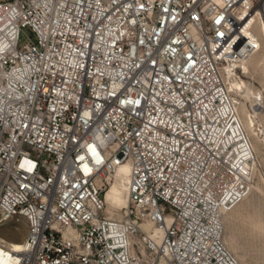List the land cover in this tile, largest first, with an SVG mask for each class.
Returning <instances> with one entry per match:
<instances>
[{
    "label": "built area",
    "instance_id": "1",
    "mask_svg": "<svg viewBox=\"0 0 264 264\" xmlns=\"http://www.w3.org/2000/svg\"><path fill=\"white\" fill-rule=\"evenodd\" d=\"M258 12L264 0H0V229L26 228L0 264H239L223 216L264 165L224 73L262 50ZM123 165L114 219L104 195Z\"/></svg>",
    "mask_w": 264,
    "mask_h": 264
},
{
    "label": "rangeland",
    "instance_id": "2",
    "mask_svg": "<svg viewBox=\"0 0 264 264\" xmlns=\"http://www.w3.org/2000/svg\"><path fill=\"white\" fill-rule=\"evenodd\" d=\"M253 30L260 36L256 27H254ZM262 53L263 48L252 57L249 62L247 61V70H244L240 65L241 69H243L246 74L235 75L232 73V80L237 82L249 81L253 89L262 86L264 83V76L260 74L259 70H256L254 66V60L258 59ZM226 84L228 86L227 81ZM231 95L241 120L240 104L242 102L245 103V101L236 93H231ZM246 106L249 108V103H245L244 107ZM248 138L253 146V139L249 136ZM260 150L261 153H264L263 146L260 147ZM254 184L257 185L260 193H250L239 205L224 215L222 220L223 242L239 264H264V182L256 178ZM123 214L124 209L106 210V215L114 219H121ZM25 232L26 228L23 225L19 227V230H15L12 227H4L0 229V237L10 243L18 244L24 238Z\"/></svg>",
    "mask_w": 264,
    "mask_h": 264
},
{
    "label": "bare ground",
    "instance_id": "3",
    "mask_svg": "<svg viewBox=\"0 0 264 264\" xmlns=\"http://www.w3.org/2000/svg\"><path fill=\"white\" fill-rule=\"evenodd\" d=\"M254 22L252 28L256 27L258 34L260 35V40L262 43L263 53L258 59L254 60V66L256 70H259L260 74L264 76V15L262 12H258L256 16L252 17ZM249 62V61H248ZM244 70L247 68V62H243L240 64ZM226 76V78H225ZM224 78L228 83V88L230 93H236L241 97L245 103H249V108L244 107V102H242L240 111H241V120L244 125V129L247 132L248 136L253 139V149L258 157V160L261 165H264V153H261L260 147H264V110L259 111L255 107H252V96L254 94V90L252 86L248 82L242 81H235L232 80V73L227 70L225 73ZM264 82V81H263ZM262 83V81H261ZM264 85V83H263ZM251 106V107H250ZM260 157V158H259ZM260 172V171H259ZM127 175H128V168L126 165L120 166L117 169L114 177L111 179L108 188L104 195V200L106 204V210L115 209L121 210L127 207L128 204V193H127ZM260 181L264 182V177L261 175L259 176ZM252 193H260L257 185L253 184ZM246 199V198H245ZM230 212V211H228ZM228 212H225L226 215ZM150 235L153 239L157 238V229L151 230ZM0 244L10 247L16 248L17 244L10 243L0 237Z\"/></svg>",
    "mask_w": 264,
    "mask_h": 264
}]
</instances>
